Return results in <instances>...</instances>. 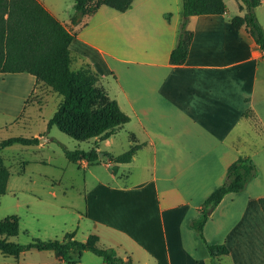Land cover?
<instances>
[{
	"label": "crops",
	"instance_id": "crops-1",
	"mask_svg": "<svg viewBox=\"0 0 264 264\" xmlns=\"http://www.w3.org/2000/svg\"><path fill=\"white\" fill-rule=\"evenodd\" d=\"M41 1L70 27L59 16L65 9L61 2ZM224 1L225 13L190 17L194 35L180 64L172 63L170 55L184 18L183 0H133L125 11L102 4L73 27L72 66L89 64L99 75L98 85L131 118L110 137L92 139L90 147L117 155L141 144L129 162L106 156L95 163L73 162L60 147L66 158L60 170L70 164L85 169L82 202L73 196L65 204L77 210L66 231H74L75 238L80 234L86 240L96 233L101 246L114 247L133 264H211L206 242L191 221L223 184L229 165L246 155L257 165L256 176L243 190L224 195L212 209L204 235L210 244L228 245L219 264H264V211L259 202L264 196L263 49L245 25L235 28L231 22L246 12L240 0ZM261 12L264 0L256 7L264 27ZM35 88L30 72L0 71V113L21 116ZM123 135L126 143L119 142ZM52 140L65 144L50 137L26 145L38 150ZM45 159L41 162L50 164ZM32 162L26 159L19 173H26ZM29 187L41 197L40 188ZM54 187L48 193L58 198ZM83 257L84 251L79 262L68 263L55 255L64 264H85Z\"/></svg>",
	"mask_w": 264,
	"mask_h": 264
},
{
	"label": "trees",
	"instance_id": "trees-1",
	"mask_svg": "<svg viewBox=\"0 0 264 264\" xmlns=\"http://www.w3.org/2000/svg\"><path fill=\"white\" fill-rule=\"evenodd\" d=\"M133 0H74V11L70 14L67 27L41 0H0V71H27L35 75L36 87L43 83L57 91L62 99L48 126L57 125L77 140H104L127 123L131 118L124 112L118 101L111 98L98 85L99 75L89 65L73 68L75 56L70 44L75 37L73 27L81 24L86 16L95 13L102 4L125 11ZM263 0H240L244 14L234 15L231 22L235 28L245 25L255 42L264 49V27L256 15V7ZM227 11L224 0H183V13L178 43L170 55L175 64L185 62L193 38L188 27L192 15L222 14ZM32 95V94H31ZM30 95V96H31ZM28 102V99L27 101ZM38 144L37 136H12L0 140V151L13 143ZM67 158L89 163L101 160L97 146L88 149L68 148L59 142ZM141 144H135L120 154L104 151L103 156L114 162H129ZM258 168L250 156L240 155L228 167L226 179L210 193L201 207L200 216L192 219L191 226L206 242L211 264H219L221 256L229 252L226 243L207 242L204 225L212 209L220 203L226 193L243 190L256 176ZM10 169L0 157V194L7 192ZM264 211V196L259 198ZM17 215L0 219V251L5 255L19 257L32 248L52 250L56 257L68 263L80 261L85 250L100 256L105 264H133L132 258H123L114 247L99 244L100 237L91 233L86 240L75 238V232H66L62 238L34 239L23 244L11 239L19 234Z\"/></svg>",
	"mask_w": 264,
	"mask_h": 264
},
{
	"label": "rangeland",
	"instance_id": "rangeland-1",
	"mask_svg": "<svg viewBox=\"0 0 264 264\" xmlns=\"http://www.w3.org/2000/svg\"><path fill=\"white\" fill-rule=\"evenodd\" d=\"M62 3L59 16L69 21L70 14L74 11V0H57ZM260 19L264 22V12L260 13ZM75 65L73 67L75 68ZM62 96L53 88L40 83L32 95L25 102L24 112L21 116L13 117L0 113V140L12 136H32L40 133L45 139L56 137L69 148L88 149L92 145V139L77 140L62 131L57 125L48 126L49 119L55 113ZM126 136H120L119 142L126 143ZM39 139L40 136H39ZM62 147L57 141L45 143L43 148L35 150V146L22 143H13L0 151V157L10 169L7 192L0 194V219L9 215H17L20 231L12 240L19 243H29L34 239L62 238L70 229L76 218L77 210L70 207L69 200L75 197L82 202L79 192L82 189L85 169L75 164L62 171L58 166L65 161ZM52 155L51 159L50 155ZM61 155V156H60ZM42 158H48L50 164H43ZM34 159L28 166L27 172L19 173L24 167V161ZM61 182L60 186L59 183ZM75 185V188L71 187ZM54 185L60 196L54 198L48 193V189ZM29 186H36L42 193L41 197L34 196ZM67 190L64 196L63 191ZM79 240H84L79 234ZM90 257V260H88ZM84 263L101 262L100 256L92 251H84ZM92 259V260H91ZM0 264H64L56 262L54 251L32 248L25 251L19 257L5 255L0 251Z\"/></svg>",
	"mask_w": 264,
	"mask_h": 264
},
{
	"label": "water",
	"instance_id": "water-1",
	"mask_svg": "<svg viewBox=\"0 0 264 264\" xmlns=\"http://www.w3.org/2000/svg\"><path fill=\"white\" fill-rule=\"evenodd\" d=\"M41 139H39L40 143H44V138L42 136H40ZM99 156L102 157L103 156V151H99Z\"/></svg>",
	"mask_w": 264,
	"mask_h": 264
},
{
	"label": "built area",
	"instance_id": "built-area-1",
	"mask_svg": "<svg viewBox=\"0 0 264 264\" xmlns=\"http://www.w3.org/2000/svg\"><path fill=\"white\" fill-rule=\"evenodd\" d=\"M263 57H264V49H263Z\"/></svg>",
	"mask_w": 264,
	"mask_h": 264
}]
</instances>
